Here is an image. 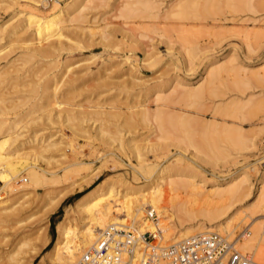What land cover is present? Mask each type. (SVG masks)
Instances as JSON below:
<instances>
[{"label": "rangeland", "instance_id": "obj_1", "mask_svg": "<svg viewBox=\"0 0 264 264\" xmlns=\"http://www.w3.org/2000/svg\"><path fill=\"white\" fill-rule=\"evenodd\" d=\"M36 1L0 0V28L4 30L1 34L8 36L11 30L21 31L26 27L27 12L47 16L62 10L68 2L52 0L41 4ZM154 1L158 8L151 17H119L120 10L133 0H96L84 6L80 13L73 9L61 19L66 47L59 53L63 59L60 64L69 66V72L55 89H49L48 95L51 92L53 95L57 89L55 94L60 97L59 102L67 104L61 107L88 113L76 115L68 122L55 118L49 123L41 120L42 125L21 130L17 141L7 148L6 152L12 154L15 162L34 163L48 179L33 186L28 179L21 181L27 178V174L22 173L15 187L31 188L30 194L18 202L7 197L0 203L11 206L8 215L0 218V264H40L55 240V226L64 211L72 208L92 187L114 181L115 188L120 190L119 181L123 179L117 178L119 176L136 185L132 174L139 166L134 154L127 153L131 157L126 160L117 149V141L110 143L116 133V138L122 137L139 147L147 166H161L178 152L174 143L168 140L162 146L150 148L157 143L155 110L193 120L207 133L219 134L225 130L240 136L248 143L247 149L232 150L227 158L219 152L210 155L215 159L211 163L215 166V176H210L208 164L200 162L198 165L207 171V190L214 180L223 184L229 177L246 170L253 191L245 200H251L256 194L264 171V10L249 11L232 1L226 4H217L218 0ZM178 1H195V16L184 20L176 17ZM31 30L25 35L21 33L26 36ZM184 34L197 48L194 57H188L184 51ZM0 45L3 47L0 49L7 50V38L0 41ZM210 63L214 64L209 67ZM59 67L62 72L64 66ZM214 67L234 70H227L215 85L217 96L208 95L201 110L176 101L179 92H183L188 84H200L208 70ZM50 73L47 71L46 74ZM13 75L9 72L1 78L0 92H5H2L6 103L3 105L15 106L21 113L37 104L40 94L30 92L34 88L32 84L26 85L25 79L29 81L32 76L22 78L10 87L12 83L8 76ZM177 83L180 87L174 92ZM63 93L65 96L61 98ZM157 96L165 97L167 101L156 102ZM225 106L237 110L236 114L226 116L216 111ZM144 109L148 110L146 121L136 113ZM8 114L9 119L14 117L12 111ZM36 116L38 114L32 117ZM103 127L109 130V136L100 135ZM35 131L37 138H41L36 147L30 149L25 144L18 148L26 155L21 156L26 158L23 161L13 154L14 148L32 140ZM49 143L51 146L43 149ZM225 147V143L220 144L222 150ZM80 163L82 165L78 167ZM197 211L195 208V214ZM19 219L23 223H18ZM257 222L264 223V217L258 218ZM245 225L242 231L239 230L244 235L249 233ZM42 226L47 229L45 245L46 237L39 230ZM22 238L25 244L21 246ZM226 239L232 244L235 237Z\"/></svg>", "mask_w": 264, "mask_h": 264}, {"label": "bare ground", "instance_id": "obj_2", "mask_svg": "<svg viewBox=\"0 0 264 264\" xmlns=\"http://www.w3.org/2000/svg\"><path fill=\"white\" fill-rule=\"evenodd\" d=\"M94 1L96 0H68L62 10H57L47 16H38L33 12H27L26 27L21 31L11 30L8 36L1 34L4 30L2 27L0 28V41L7 38L5 46L7 50L0 49V80L12 72L14 75L8 77L12 83L9 86L13 87V83L32 76L29 81L25 79L26 85L32 84L34 88L30 92L40 94L37 104L20 113L16 111L17 107L15 106L9 108L3 105L5 101L3 93L5 92H3L4 90L3 93L0 92V104L3 105L0 107V203L7 197H13L18 202L30 194L31 188L15 187L20 174H27V178L23 180H29L33 186L48 179L47 175L43 172L40 173L41 170L38 171L34 163L27 164L26 158L24 159L25 153L22 149L18 150L25 144L30 149L36 147L35 144L41 140L36 136L37 131L34 132L32 140L19 143L14 148L13 154L24 159L25 163L20 160V163H18L19 161L15 162L12 154L6 152L7 148L17 141L19 133L33 125L52 122L53 118L65 119L68 122L76 115L88 113L83 110L61 107V105L67 106V104L59 102L60 97H56L55 94L57 89L53 95H51L52 92L48 95V91L50 88L55 89L69 72V66L60 64L63 59H60L59 53L66 47L63 42L66 36L60 26L61 19L73 9L80 13L85 9L84 6L87 7ZM231 1L249 11L264 10V0H218L216 2L217 4H226ZM36 2L45 4L42 0ZM176 7L180 9H178L176 17L182 18V20L195 16V1L189 3L178 1ZM157 8L158 5L154 0H133L129 6L120 10L119 17H151ZM29 30L33 33L22 35V33L25 35ZM182 38V42L186 44L184 46L186 55L194 57L197 48L194 44L193 46L190 44L189 41L192 39L189 38L191 40L188 41L186 34ZM35 43L39 46H36ZM0 47L2 46L0 45ZM16 50L18 52L14 53ZM50 58L53 60L44 61ZM127 60L126 56L125 61ZM33 64H36V67ZM213 64L210 63L209 67ZM59 65L64 66L62 72ZM128 66L130 69L133 68L130 64ZM227 70L234 71L224 67L210 68L200 84L197 83V86L188 84L183 92H179L176 101L201 110L204 105L203 100L208 95L217 96L218 91L215 85ZM47 71H51V73L47 75ZM25 73L26 75H24ZM14 87H16L15 84ZM179 87L177 83L174 92L178 91ZM64 96L65 93L61 95V98ZM159 101H167V99L157 96L156 102ZM10 111L14 113L12 119L8 118ZM216 111L226 116H234L237 112L234 108L227 106L217 108ZM132 112L134 111L130 113ZM136 113L142 120H147V109ZM35 114L38 116L33 118L32 116ZM101 114L106 113L102 112ZM154 123L155 132L158 133L155 138L157 143L150 148L162 146V143L168 140L174 143L172 145L178 152L169 156L167 162L161 166H147L143 163L144 158L138 150L139 147L134 142L126 141L122 137L116 138V133L114 135L116 140L115 138L114 140L110 139V143L117 141V149L123 153L126 160L131 157L127 156V153L134 154L135 162L139 166L133 170L132 174V180L136 182V185L128 183L119 176L117 178L123 179L119 181V187L122 188L120 190L115 188L114 181H108L83 193L72 208L64 211L62 218L57 222L55 240L45 258L40 260V264H75L94 242L100 230L110 224H126L127 222L139 232L153 233L159 230L163 244L175 243L205 232H215L222 237L223 235L227 236L226 238L235 237L234 241L236 242L232 243L235 250L242 255H249V258L257 264H264V223L257 222L258 218L264 217V171L259 178L260 185L257 186L256 194L251 200H245L251 196L253 191V184L248 180L246 170H241L232 178L229 177V180L223 184L214 180L207 190L208 182L205 174L207 171L198 165L200 162L208 164V172L213 177L215 176L213 170L215 166L211 163H214L215 159L211 158V154L219 152L227 158L232 150L247 149L248 143L240 136L225 130L219 134L207 133L206 129L200 128L193 120L171 115L169 111L155 110ZM108 132L109 130L107 131L104 127L99 131L102 137L107 136ZM221 143L226 144L224 150L220 148ZM50 146L49 143L43 149ZM189 150H193V152H188ZM23 155L24 157H21ZM77 165L80 167L82 164ZM74 172L77 171H69V173ZM218 179L222 180L223 176ZM145 208H151L154 211L155 224L154 221L146 218ZM195 208L198 210L196 214ZM9 211H11V206L0 204V218L2 215L7 216ZM18 223H23V220L19 219ZM243 224H246L245 228L247 227L248 234H242ZM39 230L46 237V241L43 243L45 245L48 241L47 229L42 226ZM239 230H241L240 233ZM24 240L22 238L19 242L21 246L25 244L22 243ZM226 240L228 241V239Z\"/></svg>", "mask_w": 264, "mask_h": 264}, {"label": "built area", "instance_id": "obj_3", "mask_svg": "<svg viewBox=\"0 0 264 264\" xmlns=\"http://www.w3.org/2000/svg\"><path fill=\"white\" fill-rule=\"evenodd\" d=\"M46 4L52 0H42ZM22 182H25L23 179ZM18 180L17 183H19ZM146 218L156 223L154 211ZM75 264H257L215 232H205L163 244L160 231L139 232L130 223L110 224Z\"/></svg>", "mask_w": 264, "mask_h": 264}]
</instances>
